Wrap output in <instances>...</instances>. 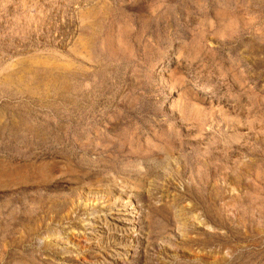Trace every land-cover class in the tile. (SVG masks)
Wrapping results in <instances>:
<instances>
[{
  "label": "rangeland",
  "instance_id": "1",
  "mask_svg": "<svg viewBox=\"0 0 264 264\" xmlns=\"http://www.w3.org/2000/svg\"><path fill=\"white\" fill-rule=\"evenodd\" d=\"M0 264H264V0H0Z\"/></svg>",
  "mask_w": 264,
  "mask_h": 264
}]
</instances>
